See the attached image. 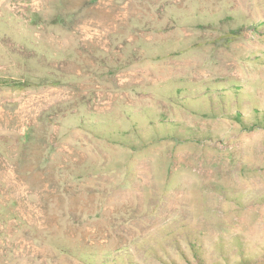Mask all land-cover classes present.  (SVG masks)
Wrapping results in <instances>:
<instances>
[{"label": "rangeland", "instance_id": "374dc122", "mask_svg": "<svg viewBox=\"0 0 264 264\" xmlns=\"http://www.w3.org/2000/svg\"><path fill=\"white\" fill-rule=\"evenodd\" d=\"M0 264H264V0H0Z\"/></svg>", "mask_w": 264, "mask_h": 264}, {"label": "trees", "instance_id": "16d2710c", "mask_svg": "<svg viewBox=\"0 0 264 264\" xmlns=\"http://www.w3.org/2000/svg\"><path fill=\"white\" fill-rule=\"evenodd\" d=\"M56 18L63 19V15L62 14L60 16L57 15ZM57 81L58 80H54L51 75H47L46 77L38 76V75H34V76L27 75L26 78H24L22 81L16 82L15 84L21 87L32 86V85L42 87L45 85L54 84V82H57ZM77 127L84 129L85 131L87 130L91 134L94 133V131L91 128H88L83 122L77 123ZM133 131L137 139H130L129 137H127V134L125 132L123 133L122 131H121L122 133H120L119 136H114L112 134V136H110L111 138H108L107 136H103V138L109 141H112L118 146L129 147L133 151H138L139 149L151 147L155 144L160 143V141L165 138L167 139L171 138L170 136H167L166 134L163 136L143 138V136L141 135V133L139 132L137 128H133ZM172 139L174 141L176 140V143H177V140L178 141L182 140V139L180 140V138L177 135L172 136ZM80 177H81L80 174L75 176V178L77 179Z\"/></svg>", "mask_w": 264, "mask_h": 264}]
</instances>
